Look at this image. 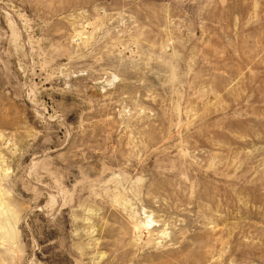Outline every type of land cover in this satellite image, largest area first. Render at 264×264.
Wrapping results in <instances>:
<instances>
[{
    "label": "rangeland",
    "instance_id": "374dc122",
    "mask_svg": "<svg viewBox=\"0 0 264 264\" xmlns=\"http://www.w3.org/2000/svg\"><path fill=\"white\" fill-rule=\"evenodd\" d=\"M0 264H264V0H0Z\"/></svg>",
    "mask_w": 264,
    "mask_h": 264
}]
</instances>
